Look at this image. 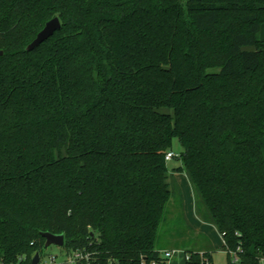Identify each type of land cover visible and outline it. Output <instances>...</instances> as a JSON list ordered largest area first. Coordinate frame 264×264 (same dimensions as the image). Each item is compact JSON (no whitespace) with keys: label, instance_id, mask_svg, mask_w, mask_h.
<instances>
[{"label":"trees","instance_id":"16d2710c","mask_svg":"<svg viewBox=\"0 0 264 264\" xmlns=\"http://www.w3.org/2000/svg\"><path fill=\"white\" fill-rule=\"evenodd\" d=\"M263 24L264 0H0L1 264H31L43 231L89 264L160 260L174 138L229 264H261Z\"/></svg>","mask_w":264,"mask_h":264},{"label":"rangeland","instance_id":"374dc122","mask_svg":"<svg viewBox=\"0 0 264 264\" xmlns=\"http://www.w3.org/2000/svg\"><path fill=\"white\" fill-rule=\"evenodd\" d=\"M259 37L264 39V26L262 27ZM183 150L182 143L180 139L174 138L172 143L171 152L175 154V157L171 160L167 161L170 172V182L173 190V194L170 202L166 207L165 213V222L161 226L159 231V237L157 240V247L161 249L163 252L168 250H179L174 256L169 260L168 264H185V255H184V247L194 248L195 250H206L210 249L212 251L213 263L214 264H229L228 253L221 246L220 234L218 231L214 232L211 236L209 233H200L196 232V230H190L187 224V217L185 215V206L184 211L181 207V197L184 193L188 191V187L186 183H179V178H176L172 172H177V167L182 165V157L181 152ZM183 172V171H182ZM186 172V171H184ZM184 176L181 177V179ZM179 179V180H178ZM186 180V178L184 177ZM187 181V180H186ZM194 193V201H195V191L192 186ZM192 189H190L192 191ZM196 203V201H195ZM184 214V215H183ZM197 216H199L197 214ZM201 218V216H199ZM202 220V218H201ZM208 223V222H207ZM210 224V223H209ZM213 225V223L211 224ZM210 238H209V237ZM68 253L63 250L62 247L58 245H51L49 247H45L42 251L41 255V263L40 264H50L51 256H56V263L60 264H72L70 262H65L68 259ZM234 255V254H233ZM233 259V258H232ZM1 264V262H0ZM261 264H264V258L261 259Z\"/></svg>","mask_w":264,"mask_h":264},{"label":"water","instance_id":"95a60500","mask_svg":"<svg viewBox=\"0 0 264 264\" xmlns=\"http://www.w3.org/2000/svg\"><path fill=\"white\" fill-rule=\"evenodd\" d=\"M62 26V22L59 17L55 16L50 19L44 28L40 30L34 40L27 45L26 49L28 51L34 50L35 47L48 40L50 36L54 34L55 31L59 30ZM4 50H0V56H3ZM42 236L46 238L45 247H49L51 245H58L60 247L65 244V236L62 233L53 234L49 231H43ZM41 260V254L37 253L32 259L31 264H39Z\"/></svg>","mask_w":264,"mask_h":264},{"label":"crops","instance_id":"0c3cea01","mask_svg":"<svg viewBox=\"0 0 264 264\" xmlns=\"http://www.w3.org/2000/svg\"><path fill=\"white\" fill-rule=\"evenodd\" d=\"M263 26H264V24L262 25V27ZM172 173L175 175L176 178L180 179V180L178 179L179 183H184V182L186 183L187 182L186 185L188 187V191L186 192V190H185L184 201H185V212H186L185 215H186L189 223L191 224L193 229L196 230V232L205 233V234L209 233V235L211 236L214 233L211 228H213L214 231H218V230L214 224L211 225V224L201 220V218H199V216H197L196 203L194 201V193H193V189H192L193 185H191V183H190L188 174L186 172H182V171L172 172ZM182 176H184L187 181L184 179V177L181 179ZM190 189H192V191ZM218 232L220 234L221 246H222L224 243L223 235L220 233V231H218ZM212 261H213V257H212Z\"/></svg>","mask_w":264,"mask_h":264},{"label":"built area","instance_id":"2783aa9c","mask_svg":"<svg viewBox=\"0 0 264 264\" xmlns=\"http://www.w3.org/2000/svg\"><path fill=\"white\" fill-rule=\"evenodd\" d=\"M166 155H167L166 156L167 161L171 160L175 157V154H173L171 151L167 152ZM177 251L179 252V250H175V249L174 250H168L167 249L164 252L162 251L160 260H152L151 264H168L169 260L174 256V254ZM67 253H68V255H67L68 259L65 262L77 264V262L80 260H86L87 261L86 264H89V259L91 257V253L89 251L86 252V251H81V250H72V252H67ZM184 255H185V257H184L185 259H189L188 255H186L185 253H184ZM233 260H234V262L238 261L236 256L233 257ZM50 261H51L50 264H60V263H56V261H57L56 256H51ZM40 263H41V260H40L39 264ZM206 263H208V261H206ZM45 264H47V263H45Z\"/></svg>","mask_w":264,"mask_h":264}]
</instances>
